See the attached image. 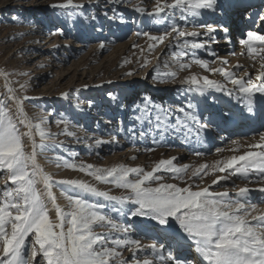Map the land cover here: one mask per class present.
<instances>
[{"label": "rangeland", "instance_id": "374dc122", "mask_svg": "<svg viewBox=\"0 0 264 264\" xmlns=\"http://www.w3.org/2000/svg\"><path fill=\"white\" fill-rule=\"evenodd\" d=\"M66 2L67 0H0V99L4 100L9 113L13 115L25 153L35 155V162L42 176L52 177L50 190L55 193H52L54 201L47 196L49 189L41 177H37L36 184L48 208L50 220L54 223L57 221L56 206L65 212L71 210L68 195L78 196L85 202L105 205L101 210L104 214L112 215L113 218L122 220L119 222L131 226V239H139L142 245L163 244L179 256L180 253L175 248V236L185 240L186 234L178 221L172 218L166 225H160L150 217H117L111 210L115 201H108L58 182L82 180L98 191L108 192L113 196H126L128 190L117 187L115 183L99 181L87 171H81L79 167H67L65 161L77 165L90 164L100 169L124 165L150 171L160 160L175 158L174 164L177 167L188 166L187 173L182 178H177L175 174L162 169L157 175L163 179L152 182L153 187L158 183L187 187L191 183L193 191L208 187L211 192L227 191L229 195L230 192L238 193L239 188L245 186L250 189L264 187V183L245 180L239 174L213 184L214 179L229 176L232 171L221 173L216 170V165L218 161L226 162L233 156L232 152L228 151L230 154L227 156L225 152H218L217 149L224 148L223 140L226 139L222 137L228 136L231 131L228 128L232 129L234 126L222 130L221 125L215 127L219 132L212 133V137H204L202 142L194 135L187 134L182 125L177 126L181 129L179 132L172 127L177 117L191 126V122L178 111L181 106L189 111V103L196 107V112L204 121L206 115L213 116L212 121H205L212 126L220 120L233 125L231 123L238 118L236 111L245 110V105L234 96L214 89L203 93L187 91L192 86L184 81L191 75L201 78L208 76L209 79L219 81L220 73H212L197 64H192L187 69L180 67L181 63H190L199 58L209 60V67L215 68L218 59L205 50L198 49L195 57L189 53L177 61L176 54L180 49L174 39L175 33L163 43H157L154 48L149 47L151 42L142 33L162 35L165 28L170 30L171 24L170 19H162L165 13L155 14L152 11L155 0H114V3L100 0L99 4L93 3L91 7L89 0H73L74 3H83V14L96 16V21H84L79 15L70 16L69 13L73 12L71 8L59 10L48 6ZM114 5L117 9L115 16L112 11ZM136 7L145 8L146 13H137L133 10ZM105 12L107 16L104 15ZM166 12L170 16L180 15L179 10L166 9ZM244 12L242 18L246 20L247 11ZM216 14L202 10L198 22L218 26L220 23L215 22L214 17L219 20L221 16ZM13 16L17 17L15 21L12 20ZM254 23L253 20L251 24L256 29ZM232 25L231 32L238 34L235 25ZM58 28L63 29L62 34L55 31ZM184 30L204 32L203 28H195L191 24L185 25ZM137 32L141 35H137ZM258 33L264 35V32ZM216 38L221 41L223 36L216 35ZM242 38L245 39L246 35L241 34V39H234L235 53L242 45ZM101 43L104 48L100 47ZM256 46L260 47L258 43ZM217 47L216 42H210V48L216 52L217 57L222 55L231 59L232 55L227 50L226 43L221 46L223 51H218ZM247 56L253 60L249 54ZM258 59L257 57V61ZM243 72L242 68L235 70L238 78L245 77ZM172 73L176 75L173 76ZM252 76L255 78V75ZM219 82L225 83L228 88L233 87L226 79ZM109 92L118 97L122 106H118L115 101H109ZM64 93H69V97L64 98ZM11 97L15 99H10ZM145 97L150 98L160 108L150 107L147 120L141 122L135 119L137 115H142L136 106ZM77 98L84 102L83 111L74 109L73 104ZM89 99L95 101V106L91 109L86 103ZM257 99L254 107V114L255 111L257 113L256 124L251 123L248 127L251 129L253 126L255 129V132H250L248 139L256 142L259 141L258 133L264 132V123L261 122L262 108L259 106L264 97L258 95ZM65 118L68 120L67 124L57 123ZM109 121H112L114 127L108 124ZM117 127L123 130L117 133ZM237 130L242 131L240 126ZM68 132H76V136H69ZM113 135L117 137L116 142H111ZM234 135V132L229 135V144L236 140L237 136ZM95 139L109 143L96 147ZM198 152L203 154L197 155ZM201 165H207L201 172L203 179H190L192 173L200 169ZM219 166L222 167L223 163ZM129 178L135 179V174ZM16 187L18 185L10 180L9 171L6 168L0 169V207L7 198L5 193ZM125 207V211L130 213L136 205L128 202ZM101 223L93 226L94 231L101 236L110 234L107 246L120 253L119 257L110 258L109 264H120L121 260L130 259L132 253L127 247H117L111 243L112 239L125 238L124 235L115 233L106 223L101 226ZM67 227L66 224L65 228ZM150 228L161 230L170 236L171 241L167 243L165 239L147 238L145 231ZM32 239L33 236H29L27 245L21 250V264L30 254ZM137 255L140 258L153 259L154 264H161L155 254L149 256L147 253L137 252Z\"/></svg>", "mask_w": 264, "mask_h": 264}, {"label": "snow or ice", "instance_id": "6c2138e0", "mask_svg": "<svg viewBox=\"0 0 264 264\" xmlns=\"http://www.w3.org/2000/svg\"><path fill=\"white\" fill-rule=\"evenodd\" d=\"M93 3L99 4L100 0H89V7ZM105 3H114V0H105ZM242 3L243 0H223V3L221 0H170V2L169 0H155L152 11L155 14L165 13L162 19L171 20L170 30L165 28L162 35H150L148 32L142 34L151 42L149 47L154 48L157 43H163L175 33L174 39L178 42L180 49V52L176 54L177 61L189 53L195 57L196 50L200 49L219 59L221 65H226L228 61L217 57L216 52L210 48V42H217L215 34L223 32L226 42L230 44L229 29L222 24L214 26L198 21L202 10L223 16L233 9H239ZM48 6L59 10L71 8L73 12L69 15H79L84 21L97 20L96 16L83 14L85 5L74 3L73 0H67L65 4L54 3ZM166 9L179 10L180 15L170 16ZM133 10L137 13H146L143 7H136ZM112 11L115 16L117 11L115 5ZM104 15L107 16V12ZM247 18L253 19L250 13ZM16 19L17 17H12L13 21ZM255 19L264 21V11H261ZM188 24L195 28H203L204 32L184 30V26ZM55 31L63 33L62 28ZM137 35L141 33L137 32ZM257 42L260 47L256 46ZM240 43L246 46L253 60L259 58V68L255 78L247 73L245 77L238 78L233 71H228L224 67H209V60L196 58L190 63H181L180 67L187 69L192 64H197L212 73H220L233 87L228 88L225 83L209 79L208 76L201 78L191 75L184 81L192 86L187 91L203 93L214 89L228 96H234L245 105L249 113L253 112L258 102V95L264 97V35L256 31H248L246 38ZM100 47L104 48V44L101 43ZM237 67L242 66L237 65ZM172 75L175 76L176 73ZM107 95L110 102L115 101L118 106H122L118 97L112 92ZM63 97L68 98L69 93H64ZM10 99H15V97ZM83 103L77 98L73 104L74 109L83 111ZM86 103L89 109L95 106L94 100L89 99ZM136 107L142 115H137L135 119L141 122L147 120L150 107L160 108L147 97ZM187 108L190 110L186 111L185 107L181 106L178 111L187 121L191 122V126L177 117L172 127L179 132L181 129L177 126L182 125L187 134L194 135L202 142L204 134L212 125L199 117L193 104L189 103ZM157 119L159 120V116ZM20 123L24 122L20 121ZM57 123L67 124L68 120L65 118ZM108 124L113 126L112 121ZM122 130L116 128L117 133ZM68 135L76 136V132H68ZM258 135L259 141L250 143L248 145L250 150L243 155H233L226 162H217V171L221 173L226 170L232 171L229 172V176L214 179L213 184L237 174L245 180L264 183V132ZM116 140V135H113L111 142H116ZM105 143L109 141L95 139L96 147ZM232 143L237 144L238 141H232ZM217 151L223 152L224 148H219ZM196 154L202 155L203 153ZM135 158L132 157V159ZM174 159L160 160L150 171H145L142 167L124 165L100 169L90 164L77 165L65 161L67 167H79L81 171H87L99 181L115 183L117 187L128 190L126 196L109 195L108 192L98 191L82 180H61L58 183L92 193L108 201H115L116 203L111 205V210L116 213L117 217L123 215L150 217L157 220L160 225H166L174 218L186 234L190 251L194 250L206 264H264V211L254 204H249L247 198L252 191L264 193V187L239 188L238 195L244 198V202L230 198L227 191L211 192L208 187L193 191L191 183L187 187H179L173 183H158L153 187L152 182L163 179L162 176L157 175L162 169L175 174L177 178H182L187 173L188 166L177 167ZM221 163H223L222 167L219 166ZM206 167L207 165H201L200 169L192 173L190 179L202 180L201 172ZM3 168L9 171L11 182L18 187L5 193V196L11 199L6 198L3 206L0 207V264H21L20 253L27 245L29 236H33L29 249L30 254L23 259L22 264H109L110 258L119 257L120 253L115 248L107 246L110 234L101 236L94 231L93 226L101 222L106 223L115 233H121L125 237L111 240L113 245L127 247L132 253L130 259L121 260L120 264H154L153 259L138 257L137 252L147 253L149 256L155 254V258L161 264H196L190 255L178 256L174 250H170L163 244L142 245L139 239H131V226L119 222L122 221L121 219L104 214L101 210L105 205L85 202L78 196H67L71 205V210L68 212L56 206L57 221L52 222L41 193L36 188L37 177H41L42 182L49 189L47 196L54 201L50 190L52 177L42 176L36 165L35 155L26 154L23 150L21 134L16 127L13 115L9 113L4 100L0 99V169ZM132 174H135V179L129 178ZM128 202L136 205L130 213L125 211ZM104 223H101V226H104ZM66 224L67 228H65Z\"/></svg>", "mask_w": 264, "mask_h": 264}, {"label": "bare ground", "instance_id": "6f19581e", "mask_svg": "<svg viewBox=\"0 0 264 264\" xmlns=\"http://www.w3.org/2000/svg\"><path fill=\"white\" fill-rule=\"evenodd\" d=\"M244 11H247L246 12L247 16L250 13L252 15L253 19H248L246 16L247 19L243 20L242 15L245 13ZM261 11H264V0H243V3L239 7V9H233L229 14H225V15L221 16L219 19L220 21L214 17L215 22L220 23L229 29L228 35H230V38H231V43L229 44L226 42V40L224 38L225 34L223 32H217L215 35L219 36L221 34L223 36L221 41L216 40L217 41L216 44L218 45L217 50L223 51V49H221V46H222V44L226 43V45L228 46L227 50L230 52V55H232L231 59H228L227 57L225 58L222 55L220 56V59L227 60V61L231 60V62L226 64V66L228 65L227 67L231 66L230 67L231 69L225 67V65H221L219 62V59L217 60V63H216L217 66L216 67H224L228 71H233V72H235V70H237L238 68L239 69L242 68L244 70V72H243L244 76L246 73L250 74V75H256L257 70L259 68L258 61L257 60L253 61V60L248 58L247 49H246V46H244V45H241L240 48L238 49V52L235 53V44H234L235 40L234 39L235 38L241 39V34L245 36L248 31L264 32V21H261L259 19H255V17ZM215 14L216 13L214 12V15ZM216 16H217V14H216ZM254 19H255L254 24H256L255 25L256 29H253V27H252L253 24H251ZM232 24L235 25L234 28L237 30L238 34H233V31L231 32V30L233 29ZM224 50H226V49H224ZM237 65H240L242 67H237ZM218 77H219L218 78L219 81L221 79H223V80L226 79L223 75L218 76ZM259 106H261V108H262L261 109V111H262L261 112L262 113L261 122L264 123V103H261V101H260ZM258 108L260 109V107H258ZM236 113L238 115V118H237L236 122L231 123L233 125H229V124L225 123L224 120H220V121L214 122L213 126L209 129V131H207L204 134V137L209 138V137H212V133L219 132V131H217V128H215V127H218L221 125V130H222V129L228 128L229 126H234L232 129L228 128V131L231 130V131H229V133L231 132V134H232V132H234V134H235L234 136H237V138H240V139L236 138L235 141H238L237 144H233V143L229 144L228 143V141H227V140H229L228 137H229V135H231L229 133L227 134L228 136L222 137L223 139H226V141L223 140V145H224V151L223 152H225V155H227V156L230 154V153H227L228 151L232 152L233 155H237V154L243 155L246 151L250 150L248 148V145L250 143L256 142V141H253L252 139H248V136L251 134L250 132H252V131L255 132V129L253 128V126L251 127V129H248V127L251 126L250 125L251 123L252 124L255 123V119L257 118L256 111L254 114V111L249 113L246 109L245 110L238 109L236 111ZM212 117L213 116L206 115L205 121H209V120L212 121ZM241 124L243 126H241ZM239 126L242 130L240 132H239L240 129L237 130ZM204 137H203V139H204ZM51 189H52V187H51ZM52 193L55 195L53 190H52ZM229 197L232 199H236L235 197H238L240 200H242L241 202H244V198L239 197L238 193L230 192ZM247 198H248L249 204H254L257 206L258 209H260L261 211H264V194L260 195V194H256L254 191H252L248 194ZM253 215H255V213H253ZM252 223H255V221H252ZM145 236L147 238H151L154 240L165 239V242H167V243L169 241H171V238L169 235H165L161 230H157L154 228L147 229L145 231ZM175 240H176L175 248L179 251V253H180L179 256H189L190 255V257L196 262V264H206V262H203L202 259L200 258V256L197 253H195L194 250L190 251V245H189L188 240H186V239L184 240L183 238H181L178 235L175 236ZM177 241H178V243H177ZM180 245H182V247Z\"/></svg>", "mask_w": 264, "mask_h": 264}]
</instances>
